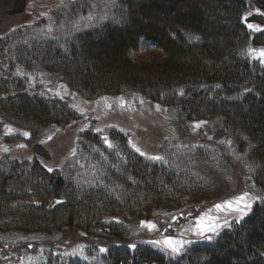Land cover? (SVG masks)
Returning <instances> with one entry per match:
<instances>
[{
	"label": "trees",
	"instance_id": "16d2710c",
	"mask_svg": "<svg viewBox=\"0 0 264 264\" xmlns=\"http://www.w3.org/2000/svg\"><path fill=\"white\" fill-rule=\"evenodd\" d=\"M79 1L110 3L73 0L69 5ZM111 1L109 19L82 33L8 31L13 51L7 53L14 52V61L0 67V110L34 134L77 120L67 99L25 93L14 63L58 75L87 97L137 92L162 100L185 118L202 120L204 131H213L209 134L231 138L263 198L211 239L172 256L114 242L91 261L54 257L43 264H264V64L245 57L249 47H264V27L244 21L250 11L264 13V0ZM154 52L159 57H146ZM83 135L90 158L73 176L57 168L49 172L39 158L18 163L0 154L1 232L77 230L120 240L127 218L180 205L220 186L214 150L190 147L179 155L182 164L174 165L142 156L118 129L106 136L117 151H109L97 133ZM94 146L100 148L93 151Z\"/></svg>",
	"mask_w": 264,
	"mask_h": 264
},
{
	"label": "rangeland",
	"instance_id": "374dc122",
	"mask_svg": "<svg viewBox=\"0 0 264 264\" xmlns=\"http://www.w3.org/2000/svg\"><path fill=\"white\" fill-rule=\"evenodd\" d=\"M72 1L36 0L34 2L32 0L27 14L9 12L2 15L0 17V67L8 63L12 64L14 61V57L11 59L14 52L12 55L7 53V50L13 51L9 43L11 39L9 33H22L23 28H26L29 34L42 36L50 33L58 37L69 28L82 33L94 29L99 22H105L112 14L111 0L108 6L98 5L93 1L85 4L79 1V5L76 3L71 6L69 4ZM38 9L43 11L37 12ZM253 12L256 11H250L249 14ZM29 15H33V19ZM89 16L93 19L88 20ZM12 26H14L13 30L8 33ZM65 35L66 33L61 37ZM261 48L264 47H252V49ZM153 54L154 58L159 57L156 52L146 57H151ZM249 56L254 57L255 54L249 55L246 52L245 57ZM256 59L260 65L264 64L260 62V59ZM13 74L24 81L23 90L29 95L67 99L76 110L77 120L63 125H49L34 134L29 129L10 122L0 110V154L7 156L9 160L21 163L38 159L39 157L32 151V145L40 142L48 148L51 159L48 161L39 159L50 168L60 169L73 176L87 167L86 163L90 158L88 145L85 146L83 142L85 131L97 133L102 139V136L106 137L110 134L111 129H118L125 132L131 144H135L147 156H162L164 161L174 165L182 164L179 155L187 152L190 147L214 150L216 154L214 159L217 160V166L214 169L216 173H219L220 186L214 191L209 189V193L203 197H193L180 205L169 208H149V211L141 217L127 218L124 221L126 231L121 236L123 239L120 238V240H117L118 237L83 234L77 230H64L49 235L0 231V264H40L46 257L52 259L54 252L58 256L65 252L62 256H79L83 260L91 261L105 252L100 251L101 249L113 245L114 242H123L132 245L133 248L144 245L172 256L177 253H173L163 244L166 238L183 240L185 243L182 251L194 242L207 239L206 236L213 237L217 234L197 235L196 223L201 216L207 214L218 218L220 224H223L225 220L230 224V219H239L242 216L241 213L228 208L217 209L215 205L235 200L244 192L256 198L251 201V204L263 198L261 191L252 180L250 166L236 152L231 138H226L224 135L216 136L213 133L216 136L214 137L209 134L213 131L207 124L208 128L204 131L202 120L187 119L175 108L165 105L166 103L162 100L152 101L137 92L100 93L87 97L70 87L62 77L49 75L43 71L29 70L20 63L13 64ZM172 91H178V89ZM180 91L182 92V89ZM197 124H200V127H195ZM24 132H28L29 136L25 137ZM49 136L52 138L48 139ZM21 144L25 147H17ZM104 145L107 146L106 143ZM4 147H7L9 151H3ZM99 148L94 146L93 151ZM108 150L117 151V143H112V147H108ZM191 164L198 165L193 162ZM216 180L213 177L211 188L218 186ZM113 218L116 217H109V219ZM116 219L121 220L120 217ZM148 223L155 224L156 227L150 229L147 227ZM2 249H5L4 253Z\"/></svg>",
	"mask_w": 264,
	"mask_h": 264
},
{
	"label": "snow or ice",
	"instance_id": "6c2138e0",
	"mask_svg": "<svg viewBox=\"0 0 264 264\" xmlns=\"http://www.w3.org/2000/svg\"><path fill=\"white\" fill-rule=\"evenodd\" d=\"M87 19L88 20H92L93 17L89 16ZM249 27L251 28L252 25H249ZM248 54L249 55L255 54L254 58H258V59H260L261 63H264V48H261V49L249 48L248 49ZM181 94H183V93H181ZM121 100H122V98H121ZM141 102H143V101H141ZM156 107H157V110H159V105H157ZM195 127H197V128L200 127V124L195 125ZM9 131H11L10 128H9ZM23 135L25 137H27V136H29V133L28 132H24ZM51 138H52L51 136L48 137V139H51ZM104 142L107 144L108 147H110V148L112 147V143L108 140L107 137H104ZM129 142L131 143V141H129ZM228 143H231V142L228 141ZM132 146L142 156L145 155V153L142 152L141 149L139 147H137L135 144H133ZM17 147L23 148V147H25V145L21 144V145H17ZM3 151L7 152V151H9V149L7 147H4ZM74 154H75V151L73 150V155ZM150 158L153 159V160H158V161L164 159L162 156H152ZM52 170H53L52 168H48L49 172H51ZM254 199H256V198L255 197H250L248 192H244L242 195L236 197L235 200L226 201L224 204H217V205H215V207L217 209L228 208V209H231V210H233L235 212H239L242 215H247L248 214V210H250L251 207H252L251 201L254 200ZM206 220H207V223H206ZM228 226L229 225H228V221L227 220H225V222L223 224H220L218 222V218H213V217L208 216L206 214L205 216H201L198 219V221L196 223V232H197V235H201V236H205L206 233H214V234H216V233H218V230L220 228L228 227ZM147 227L152 229V228H155L156 226H155V224L148 223ZM206 238L207 239H211V236H206ZM154 243H157V242H154ZM184 243L185 242L183 240H176V239H173L171 237L166 238L163 241V244L167 248H169L173 253H179L181 251L182 247L184 246ZM100 251L103 252V251H105V249H101Z\"/></svg>",
	"mask_w": 264,
	"mask_h": 264
},
{
	"label": "water",
	"instance_id": "95a60500",
	"mask_svg": "<svg viewBox=\"0 0 264 264\" xmlns=\"http://www.w3.org/2000/svg\"><path fill=\"white\" fill-rule=\"evenodd\" d=\"M26 0H14L12 10L10 12H20L25 8ZM247 23H257L261 26L264 25V15L261 13H253L245 18ZM32 150L35 154L42 157L43 159L49 160L51 158V154L49 150L39 142H36L32 146Z\"/></svg>",
	"mask_w": 264,
	"mask_h": 264
},
{
	"label": "flooded vegetation",
	"instance_id": "af4514ba",
	"mask_svg": "<svg viewBox=\"0 0 264 264\" xmlns=\"http://www.w3.org/2000/svg\"><path fill=\"white\" fill-rule=\"evenodd\" d=\"M34 2H36V0H34ZM12 3H13V0H1L0 1V17L2 15H6V14H9V11L12 7ZM32 3V0H28V3H27V8H29V5ZM27 14V11L26 13Z\"/></svg>",
	"mask_w": 264,
	"mask_h": 264
}]
</instances>
